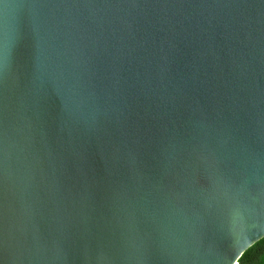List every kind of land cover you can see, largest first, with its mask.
Instances as JSON below:
<instances>
[{
    "label": "water",
    "instance_id": "obj_1",
    "mask_svg": "<svg viewBox=\"0 0 264 264\" xmlns=\"http://www.w3.org/2000/svg\"><path fill=\"white\" fill-rule=\"evenodd\" d=\"M262 239L264 0H0V264Z\"/></svg>",
    "mask_w": 264,
    "mask_h": 264
},
{
    "label": "trees",
    "instance_id": "obj_2",
    "mask_svg": "<svg viewBox=\"0 0 264 264\" xmlns=\"http://www.w3.org/2000/svg\"><path fill=\"white\" fill-rule=\"evenodd\" d=\"M238 264H264V239L248 249L239 259Z\"/></svg>",
    "mask_w": 264,
    "mask_h": 264
},
{
    "label": "built area",
    "instance_id": "obj_3",
    "mask_svg": "<svg viewBox=\"0 0 264 264\" xmlns=\"http://www.w3.org/2000/svg\"><path fill=\"white\" fill-rule=\"evenodd\" d=\"M238 264V263H237Z\"/></svg>",
    "mask_w": 264,
    "mask_h": 264
}]
</instances>
